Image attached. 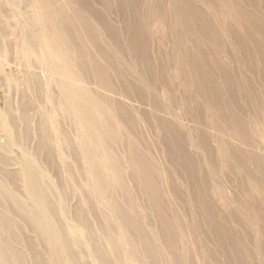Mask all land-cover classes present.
Here are the masks:
<instances>
[{
  "label": "rangeland",
  "instance_id": "rangeland-1",
  "mask_svg": "<svg viewBox=\"0 0 264 264\" xmlns=\"http://www.w3.org/2000/svg\"><path fill=\"white\" fill-rule=\"evenodd\" d=\"M11 1L2 24L22 20L21 3ZM92 3L97 49L89 48L93 58L77 79L113 102L119 130L93 155L111 151L122 184L94 191L78 124L55 105L60 90L51 76L30 58L14 53L8 63L0 54V111L11 116L10 140L0 127V264L67 261L59 260L62 250L51 255L37 223L39 208L19 176L24 160L61 201L65 217L56 214V223L80 225L83 240L121 229L145 264H217L211 255L218 264H264V0ZM92 114L104 127L101 114ZM48 211L59 207L49 203ZM64 239L76 264L71 238ZM147 240L159 247L150 259ZM163 240L178 257H169ZM190 240L201 243L195 256V248L178 247Z\"/></svg>",
  "mask_w": 264,
  "mask_h": 264
},
{
  "label": "bare ground",
  "instance_id": "bare-ground-1",
  "mask_svg": "<svg viewBox=\"0 0 264 264\" xmlns=\"http://www.w3.org/2000/svg\"><path fill=\"white\" fill-rule=\"evenodd\" d=\"M10 1L11 0H0V14H2L3 17H10V14L4 6L9 4ZM19 2L23 8L19 11V18L22 17L21 22L14 23L8 21L5 24L0 23L1 57L7 53L6 58L7 61H9L8 63H10L13 58L12 54L18 53L19 56L30 58L31 61L34 60L35 63L41 65V67L45 69L44 73L48 77L51 76L52 82L54 81L58 91L60 90L58 98L56 96L55 105L66 115H72L76 121V125L78 124V147L83 157L88 160L86 172L88 173L89 181L93 183L92 188L94 191L98 190L103 194L104 192L101 191H107L111 189L114 184L117 183V185H119L121 183V174L120 171L113 167L114 155L111 151L102 149V155L99 157H95L93 154L96 150L104 147V138L112 135L114 128L119 130V128H117L119 117H117L112 110L113 102L102 98L103 96L97 97L96 93L94 94L88 90L87 87H83L84 85L81 86L77 79L79 73L83 75L82 66L86 64L89 66L87 62L93 58H91L89 48L92 47L91 49H97L94 40V26L97 24V16L93 10L92 0H19ZM10 4H12V1ZM79 12L82 14L81 16H79ZM99 23L104 27L103 23L100 21ZM81 41L86 47H83L85 45H81ZM30 68L34 70L32 67ZM2 74L4 75V73ZM5 78L8 83L11 82V77ZM16 95L17 94H15V96ZM28 102L25 101V103ZM10 103L11 102H7L8 106ZM52 106H54L53 103ZM93 109H96L106 122L104 127L98 124V118L93 116ZM6 112L5 109L0 111V127L4 130L6 138L10 140L9 126H6V122H11V116L8 115L6 117ZM117 132L115 131V133ZM61 135L64 140H68L65 134ZM137 159L138 156L134 159L131 157L129 162L131 160L136 161ZM144 160L143 156H141L142 168L146 163ZM150 164L147 166L153 168ZM19 176L24 182L28 195L33 200V206L39 208L37 223L43 226L44 237L49 243L50 253L53 257H56L59 251L62 250L59 255V260L64 262L67 258L65 264H69V255L67 253L68 243L64 239L69 236L71 238L72 248L75 250L73 256H76V264H112L113 259L117 262L116 264H145L144 259H140L137 254H134L136 251V244L134 241L123 236L121 229L118 231L119 236L116 237L107 236L108 238L106 239L91 240L87 237L83 240L85 236L83 238V231L79 227L80 225L78 226L73 222H66L65 229L58 225L55 215L58 214L61 217H65V212L60 208L61 201L56 197L54 191L51 190V186L47 182L45 174L36 170L31 162L27 160L22 161ZM56 202H58V205ZM49 203H53L59 207V211L49 213ZM117 205L118 204L112 202L113 209L120 215L121 211L118 208L119 205ZM17 210H19V208H17ZM76 218L78 217L76 216ZM86 228H88V226H86ZM143 244H145L144 247L148 248L147 254L145 255L146 258L150 259L153 255L159 253L158 245L151 240L144 241ZM137 245L140 246L141 241H139ZM166 245H168L166 241H161L160 246L162 248H166ZM178 247L185 249L187 253L190 250L188 249L189 247L195 248L196 250L191 249V251H189L195 256L197 250L201 247V243L194 240L188 242L183 241ZM168 252L170 258L178 257L179 253L177 251L170 253L168 250ZM211 259L218 264L212 255Z\"/></svg>",
  "mask_w": 264,
  "mask_h": 264
}]
</instances>
